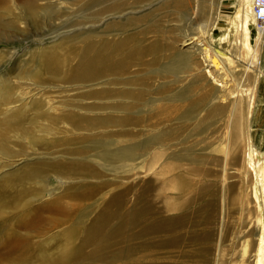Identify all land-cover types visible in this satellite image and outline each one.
Segmentation results:
<instances>
[{
  "label": "bare ground",
  "instance_id": "6f19581e",
  "mask_svg": "<svg viewBox=\"0 0 264 264\" xmlns=\"http://www.w3.org/2000/svg\"><path fill=\"white\" fill-rule=\"evenodd\" d=\"M104 1L76 3L80 10L86 8L80 2ZM109 1L93 16L103 30L121 23L118 40L77 47L75 38L90 21L57 33L51 44L47 37L26 38L37 44L28 56L39 74L19 96L8 91L0 101V232L14 220L25 231L6 245L0 264H218L234 256L236 245L250 264H264V26L253 19L254 0H236L221 27L216 17L198 36L169 42L158 34L146 41L134 26L159 9L188 12L187 0H163L143 16V5L156 0ZM52 3L25 0L22 15L18 3L2 7L18 28L6 41L24 34L28 19L38 26L48 9L42 6ZM207 15L206 0H197L190 17ZM15 57L16 50L1 51L0 66ZM60 78L88 85L76 95L81 103L51 95L60 92ZM60 125L72 134L70 160L47 152L48 136L60 135ZM113 128L121 129V145L108 133ZM22 157L12 173L11 160ZM131 170H153L152 195L145 188L129 208L126 193L114 195L82 244L73 238L84 222L66 229L74 233L61 254L51 253L60 236L46 242V214L56 209L50 222H59L60 194L48 182L83 181L77 189L85 197Z\"/></svg>",
  "mask_w": 264,
  "mask_h": 264
},
{
  "label": "rangeland",
  "instance_id": "374dc122",
  "mask_svg": "<svg viewBox=\"0 0 264 264\" xmlns=\"http://www.w3.org/2000/svg\"><path fill=\"white\" fill-rule=\"evenodd\" d=\"M24 1L25 0H0V52H6V50H16L17 53V57L11 60L7 66H0V101L4 98L5 93L8 91H10V93H12L14 96H19L20 93H22V86L32 85L33 80L35 81L39 74L37 69L29 62L28 56V48H34L37 46V44L26 39L28 36H33L35 39L47 37L46 44H51L53 41L52 38L56 37L58 35L57 33L62 34L73 29H83L84 27L89 26V23L86 26H83L89 21L92 27L79 32L77 37L76 35L73 36L74 38L76 37L75 44L79 48L95 46L103 40H118L123 34V28L119 27L121 23L117 26L118 28L116 27L112 30H103L105 29V26H103L104 22H97L95 16H93L98 11H103L104 7L110 4L109 0L92 6H87L80 2V4L86 7L81 8L80 10H78V6L80 5H77L76 0H52L54 3L51 5L49 4L42 6L48 9L45 11V13L42 11V15L39 16V20L43 21L38 22V26L35 21L28 19V22L30 21V26L29 29H25L26 31L23 30L25 31V35L23 32L18 33V36H16L17 38L11 37L10 41L7 42V38L5 37L16 34V30H18V28L15 30L10 25L11 18L9 13L6 12L2 7H4L9 2L18 3L19 9H16L15 12L18 15H22L24 10L22 9L21 5ZM187 1L189 2L188 12L182 11V9L174 6L168 7L166 9H159L157 15H155L153 18L141 20L134 26V28L141 33V37L146 41H148V39L154 40L155 34H158V38L162 41H166L167 38L177 39V37H196L198 36L199 30L206 24H211L213 22L212 20H215L216 17L218 18L219 27L226 24L233 12L236 10L234 7L236 0H206L207 11L210 12V15L200 19L195 18V16L190 17L192 13V7L197 2V0ZM163 2V0H156L154 3H147L143 5V9L138 8L137 10L142 9L143 13L139 14H141L140 16H143L148 13L146 11L152 9L153 6L160 7ZM204 2L205 0H200V4H203ZM60 3H62L63 7L60 6ZM216 13H218L217 16H215ZM156 25L158 27L155 30L154 27ZM219 32L221 33L220 30ZM167 41L169 42V40ZM87 86L88 85L67 84L60 78V92L51 93V95L54 97H58V95H60V103L69 101V103H71L70 105L74 106L73 104L81 103V99H79L76 95L79 93H84L87 89ZM63 127V125H60V135L48 136V142L50 144L47 152L51 154V156L59 157L60 161L72 159L69 155L70 149L72 147L68 144V140L72 139V134L65 132V128ZM108 133H110V135L112 134V140L115 145H121V139L119 135L122 132L120 128L110 129ZM22 160L23 157L11 160L10 166L12 167L10 170L12 173L17 171V167L12 169L13 166H17L16 161L20 164ZM130 172L131 174L127 176H123L120 173L112 175L110 178L114 184H111L109 187H107L103 193L85 197L81 195V189H77L78 187H83L85 185V182L83 181L63 182V184L60 181V185L54 179L48 182L49 184H47V186L53 191L54 195L60 194V208L59 214L57 215L59 222L57 224H51L50 222V219L53 218L55 212L57 211L56 209L54 212L48 210L46 214V217H48V219L50 218L47 223L48 230L46 229L45 233L46 242H49L51 238L60 236L58 242L55 241L50 244V248H53L50 249L51 253L61 254L62 247L65 248V241L71 238L72 234L74 233V231L70 232L66 229L69 228L70 225L76 227L77 225L84 222V225L86 226L81 230L76 228V234L73 238L74 245L78 246V244L81 243L79 238H86L87 236V226L102 214L104 211V204L112 201L114 195H123L126 193L125 198L128 200V208L132 206L133 203H135L134 200L136 195H138L140 191L144 190L145 188L148 190L149 195H152V186L154 182L153 170H145L143 175L142 170H131ZM75 188L77 190H75ZM113 208L115 209V205H113ZM107 209L112 210L111 207H107ZM16 221H10L7 224L4 223L6 225V229H2V232H0V253H4L6 250V245H10L11 240L15 241L16 238L24 234V228L22 229L18 222L16 224ZM36 236L35 239L31 238V244L33 243L34 246L36 245L35 247H37L38 243V238H36ZM235 247L236 251L234 256H232V254H228L223 259V261H220L218 264H250L251 260L248 257L245 259L242 257V248L240 245H236ZM85 250L88 251L86 248ZM1 261L2 260H0V262ZM34 261L35 260H33L31 264H36ZM182 263L187 264L184 262Z\"/></svg>",
  "mask_w": 264,
  "mask_h": 264
},
{
  "label": "built area",
  "instance_id": "2783aa9c",
  "mask_svg": "<svg viewBox=\"0 0 264 264\" xmlns=\"http://www.w3.org/2000/svg\"><path fill=\"white\" fill-rule=\"evenodd\" d=\"M252 15L256 26L262 28L264 26V0H254Z\"/></svg>",
  "mask_w": 264,
  "mask_h": 264
}]
</instances>
